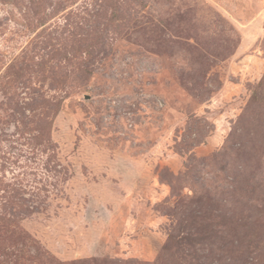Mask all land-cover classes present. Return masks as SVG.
Segmentation results:
<instances>
[{
  "label": "rangeland",
  "instance_id": "rangeland-1",
  "mask_svg": "<svg viewBox=\"0 0 264 264\" xmlns=\"http://www.w3.org/2000/svg\"><path fill=\"white\" fill-rule=\"evenodd\" d=\"M0 264H264V0H0Z\"/></svg>",
  "mask_w": 264,
  "mask_h": 264
}]
</instances>
